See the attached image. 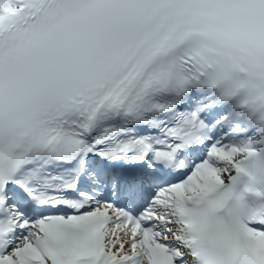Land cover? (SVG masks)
<instances>
[{"label":"snow or ice","instance_id":"6c2138e0","mask_svg":"<svg viewBox=\"0 0 264 264\" xmlns=\"http://www.w3.org/2000/svg\"><path fill=\"white\" fill-rule=\"evenodd\" d=\"M0 264H264V0H0Z\"/></svg>","mask_w":264,"mask_h":264}]
</instances>
